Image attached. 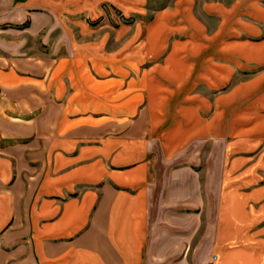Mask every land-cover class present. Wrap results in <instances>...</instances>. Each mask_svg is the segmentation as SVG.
I'll use <instances>...</instances> for the list:
<instances>
[{
	"label": "crops",
	"instance_id": "obj_1",
	"mask_svg": "<svg viewBox=\"0 0 264 264\" xmlns=\"http://www.w3.org/2000/svg\"><path fill=\"white\" fill-rule=\"evenodd\" d=\"M0 264H264V0H0Z\"/></svg>",
	"mask_w": 264,
	"mask_h": 264
}]
</instances>
